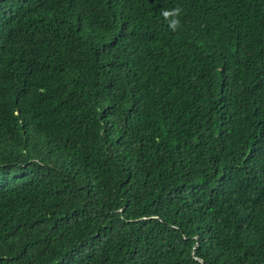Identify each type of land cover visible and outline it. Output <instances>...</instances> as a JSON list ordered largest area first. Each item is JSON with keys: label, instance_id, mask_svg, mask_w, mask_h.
I'll return each mask as SVG.
<instances>
[{"label": "trees", "instance_id": "1", "mask_svg": "<svg viewBox=\"0 0 264 264\" xmlns=\"http://www.w3.org/2000/svg\"><path fill=\"white\" fill-rule=\"evenodd\" d=\"M0 264H264V0H0Z\"/></svg>", "mask_w": 264, "mask_h": 264}]
</instances>
